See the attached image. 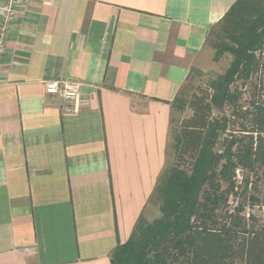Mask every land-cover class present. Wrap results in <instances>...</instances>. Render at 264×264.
<instances>
[{
  "label": "crops",
  "instance_id": "0c3cea01",
  "mask_svg": "<svg viewBox=\"0 0 264 264\" xmlns=\"http://www.w3.org/2000/svg\"><path fill=\"white\" fill-rule=\"evenodd\" d=\"M238 1L24 0L0 70V264H112L164 171L172 103ZM53 79L86 105L65 112Z\"/></svg>",
  "mask_w": 264,
  "mask_h": 264
},
{
  "label": "trees",
  "instance_id": "16d2710c",
  "mask_svg": "<svg viewBox=\"0 0 264 264\" xmlns=\"http://www.w3.org/2000/svg\"><path fill=\"white\" fill-rule=\"evenodd\" d=\"M253 6L252 0H239L223 19L226 30H236L238 34L233 37L237 41L241 37L244 42L235 50L229 74L217 83L220 98H225L222 93L226 91L234 99L228 109L223 143L226 167L217 172L214 154L206 150L210 165L195 196L193 211L190 206L184 222L181 217L186 213V188L181 184L186 171L181 162L189 160L188 171H192L205 150L214 104L206 90L195 91L186 103L176 97L172 108L188 109L190 115L179 123L175 167L162 172L152 197L157 193L162 201L161 217L152 225L143 223L140 217L128 242L114 250L112 264H264V221L243 213L246 206L264 207L260 199V195L264 197V34L249 30L264 21V7H260L258 14L262 16L253 19L252 25L240 23L247 11L256 9ZM238 24L241 30H237ZM255 32L258 35L249 41ZM253 44L257 53L247 64L242 57L246 47ZM235 80L241 81L242 87L231 91L230 83ZM236 171L240 173L237 184ZM234 193L239 200L236 211L229 212V197Z\"/></svg>",
  "mask_w": 264,
  "mask_h": 264
},
{
  "label": "rangeland",
  "instance_id": "374dc122",
  "mask_svg": "<svg viewBox=\"0 0 264 264\" xmlns=\"http://www.w3.org/2000/svg\"><path fill=\"white\" fill-rule=\"evenodd\" d=\"M256 9H251L246 12V14L242 17L240 23L242 21H246L247 25L256 17L262 16L259 13L260 7H264V0H252ZM256 10V11H255ZM254 22H251V25ZM224 21L217 23L210 31L208 38L206 40L205 47L200 54L198 60L193 65L192 69L190 70V76L187 83L184 84L183 88L180 91L178 97L186 103L190 96L199 90H206L207 93H211L213 104H214V111L212 116V123L207 130L206 135V143L202 153L198 156L195 167L192 171H188L190 169V161L184 159L181 163L183 168L186 171L184 173L185 181L181 184V186H185L186 188V201L185 211L183 218L181 219L185 222L186 216L188 214V210L190 207L191 212L194 208V199L197 195L200 183L202 181L205 172L207 171L208 166L210 165L209 159L206 158V154L210 151L213 152L215 163L217 165L216 171H221L225 165L227 164V157L226 153L223 148L224 138L226 137V127H227V116H228V109L231 106L233 100L230 99V94L224 91L225 98H220V92L217 91L218 86L217 83L221 80L219 79L221 76L225 74H229L230 66L232 62L235 60L236 57V48L239 47L243 42L242 38L237 41L235 37L238 34L236 30H226L224 27ZM238 29L241 30V24L237 25ZM250 31L257 30L262 31L260 34H264V21L257 22V26L254 29L249 28ZM236 31V32H235ZM256 33V32H255ZM252 33L250 36L249 41L258 35V33ZM261 38V36H258ZM248 41V42H249ZM247 42V43H248ZM256 48L255 45H249L246 47V55H243L242 60L248 64L252 61L256 55ZM235 51V52H234ZM242 56V55H241ZM237 74V72H236ZM240 74L243 75L242 70ZM238 78V74L235 75ZM235 78V79H236ZM242 87L241 81L235 80L230 83V90L240 89ZM231 93V92H230ZM222 101V104L219 100ZM228 99V100H227ZM183 107V106H182ZM184 108H180V110L175 109L172 114V132L170 135V141L167 150V157H166V165L164 170L169 171L176 164V155H177V131L179 127V123L183 118H186L190 115V111L188 109L183 110ZM176 149V150H175ZM208 150V152L206 151ZM205 151V152H204ZM207 152V153H206ZM206 153V154H205ZM232 171V170H230ZM232 173V172H230ZM236 184L240 179V173L236 171ZM222 187L225 189L227 188L226 183H222ZM237 192V190L235 191ZM157 195V193H156ZM154 196L149 203V210L147 213L144 214L143 223L152 225L157 219L161 217V203L162 201L159 200L157 196ZM260 199L264 201L263 195H260ZM237 195L234 193L229 197V202L227 206V210L229 212L236 211V205L238 201ZM242 201V200H241ZM244 203L246 200H243ZM183 210V209H182ZM243 213L246 216L253 215L256 216L264 221V207L263 206H246ZM142 223V224H143ZM147 227V226H146ZM143 228V227H142ZM145 229V228H143Z\"/></svg>",
  "mask_w": 264,
  "mask_h": 264
},
{
  "label": "built area",
  "instance_id": "2783aa9c",
  "mask_svg": "<svg viewBox=\"0 0 264 264\" xmlns=\"http://www.w3.org/2000/svg\"><path fill=\"white\" fill-rule=\"evenodd\" d=\"M23 3L24 0H3L0 4V70L6 53L8 35L16 19L17 8ZM45 92L61 100L65 112L75 113L86 105V100L82 97V84L76 81L49 80L45 83Z\"/></svg>",
  "mask_w": 264,
  "mask_h": 264
}]
</instances>
